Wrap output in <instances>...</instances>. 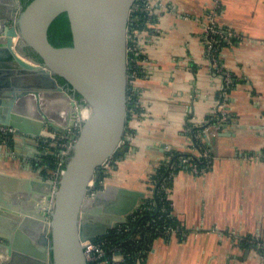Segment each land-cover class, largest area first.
<instances>
[{
	"label": "crops",
	"instance_id": "crops-1",
	"mask_svg": "<svg viewBox=\"0 0 264 264\" xmlns=\"http://www.w3.org/2000/svg\"><path fill=\"white\" fill-rule=\"evenodd\" d=\"M209 2L154 0V18L147 25L150 37L143 42L144 76L138 81L143 113L127 118L128 149L108 171L105 185L148 193V174L166 150L199 156L196 148L188 147L187 124L198 126L213 113L222 85L202 40ZM216 20L240 34L218 52L221 66L235 77L226 102L229 116L209 140L208 169L195 174L180 168L167 189L183 238L154 237L145 264H264V252L253 240H264V156L248 157L264 152V0H221ZM7 138L0 137V173L18 178L16 187L26 186L24 179H49V167L36 164L42 155L37 136ZM30 190L42 194L40 199L30 203L32 195L23 198L17 192L9 202L24 210L45 209L47 186ZM23 214L18 211L17 223ZM16 230L20 248L26 243L36 249V239L19 227ZM5 242L0 239V245ZM8 258L0 251V264ZM26 259L19 257L16 264Z\"/></svg>",
	"mask_w": 264,
	"mask_h": 264
},
{
	"label": "water",
	"instance_id": "water-1",
	"mask_svg": "<svg viewBox=\"0 0 264 264\" xmlns=\"http://www.w3.org/2000/svg\"><path fill=\"white\" fill-rule=\"evenodd\" d=\"M133 1L30 0L23 6L22 0H0V127L35 136L45 127L64 133L74 103L82 100L79 106L87 109L54 186L50 178H32L16 187L18 178L0 173V182H5L0 186V239L6 241L0 251L9 257L3 264H16L19 257H29L22 264H88L82 241L123 220L144 195L111 184L87 195L97 167L128 149L119 144L127 120V21ZM63 11L72 41L55 46L47 30ZM44 184L49 198L45 209L24 210L12 203L17 192L23 198L32 195L30 203L36 202L42 194L30 188ZM20 210L24 214L17 223ZM16 227L38 241L36 249L26 243L19 247Z\"/></svg>",
	"mask_w": 264,
	"mask_h": 264
},
{
	"label": "built area",
	"instance_id": "built-area-1",
	"mask_svg": "<svg viewBox=\"0 0 264 264\" xmlns=\"http://www.w3.org/2000/svg\"><path fill=\"white\" fill-rule=\"evenodd\" d=\"M158 4V2H157ZM154 7V0H134L130 10L127 21V118L132 114L139 115L143 113L142 104L140 102V88L138 81L144 76V63L147 60L145 55V48L143 42L146 38L150 37L151 29L148 28L152 18ZM221 0H210L207 5V11L203 14V32L202 40L205 44L206 55L210 60V66L212 72L220 74L222 78V85L216 95L215 107L213 113H210L202 123L198 126L196 133L194 134L199 140V143L204 146V149L199 153V156H203L207 159V166L210 165V138L215 131L219 130L229 116L228 109L226 108V102L230 86L234 84V76L227 69L223 68L218 58V52L220 48L225 45L233 44L232 37L239 38L238 34L230 26L222 25L216 20V15L220 11ZM145 17V25L140 28L136 27L135 18L139 14ZM144 35V36H143ZM143 36V37H142ZM145 37V38H144ZM225 42V44L222 43ZM80 102L76 103L79 105ZM81 106V105H80ZM83 114L73 113V118L70 125L67 127L66 132H58L49 127H45L40 135L37 136L38 140L42 143L43 156H49L53 162L51 167V174L49 176L53 181V186L59 179L64 170V166L68 160V157L75 144L78 132L82 125L81 117L85 116L87 109L84 106ZM218 113V114H217ZM190 130V129H189ZM19 133L15 131L13 127L4 128L0 127V137L13 138L18 136ZM131 136V131L125 126V131L119 148H123ZM7 138V139H8ZM188 147L195 149L193 138L191 134L188 137ZM51 144L52 149H44L43 145ZM197 156V157H199ZM255 156H264V152L258 154H248V157L254 158ZM43 158L40 156L39 160ZM166 160V158H165ZM116 159L111 155L105 163L97 167L96 170L101 169L103 173L108 171L114 166ZM181 162L188 166V170L198 174L206 170V167H198L197 164L190 156L181 157ZM95 170V171H96ZM95 172L92 179L88 183L87 195L92 196L96 190L101 189L104 184V178L99 179L98 183L101 187L95 185L94 180ZM167 192V187H163ZM149 192H151L149 190ZM148 192V193H149ZM148 193H144L135 203L134 207L124 215L123 220L117 221L111 224L106 229L104 234L95 235L91 238L82 241L83 252L88 261V264H124L125 256L132 254L135 257V264H141L146 258V252L151 245L150 237H161L164 235H173L182 233L183 228L181 224H174L171 220L165 221L163 211L165 206H158L160 213L150 221V224H137L135 223V217L138 212L147 208L152 209L157 205L155 199L143 200L147 197ZM150 196V194H148ZM168 198V196H167ZM157 208V207H156ZM167 216H172L170 212L166 213ZM158 221V222H157ZM161 234H159V233ZM119 237L120 240L113 241L112 238ZM126 243L123 244L122 241ZM257 246L264 252V240L253 239ZM133 249V252L130 251ZM140 251H144L145 255H141Z\"/></svg>",
	"mask_w": 264,
	"mask_h": 264
},
{
	"label": "trees",
	"instance_id": "trees-1",
	"mask_svg": "<svg viewBox=\"0 0 264 264\" xmlns=\"http://www.w3.org/2000/svg\"><path fill=\"white\" fill-rule=\"evenodd\" d=\"M29 1L30 0H22L23 6H25ZM135 24H136L137 28H140L142 25H145V17L142 15V13L139 14L137 16V18H135ZM47 35H48L49 41L55 46H63V45H70L71 44L72 36H71L70 28H69V20H68V17H67V14L65 11L60 12L51 21V23L48 26ZM238 39L239 38L232 37L233 43L236 42ZM222 43L225 44L224 41H222ZM27 53L33 55L36 58H39V56L36 53H34L33 51H27ZM58 79L60 82L65 83L64 78L58 76ZM230 88H231V86H230ZM76 96L78 98L80 97V95L78 93H76ZM187 125L190 126L191 131L189 132V134H191V136L193 138L195 148L199 152H201L204 149V146L202 144H200L198 141L199 139L194 136V134L196 133L199 126H192L189 123ZM121 156H122V154H119L117 152H115L113 155L114 159H118ZM183 156H190L194 160V162L197 164V166L200 168L206 167V169H208V167H209V166H207V163H206L207 159L204 158L203 156L197 157L188 151L177 150V149L166 150L164 159H162L159 162V164H157L154 167V169L151 172H149V174H148L146 181L149 184L148 189L151 192L148 193V194H150V196L147 194V197L143 198V200L144 199L145 200L155 199L157 202V205L155 207H153L152 209L147 208L145 210H142L141 212H138L137 216L135 217V221H134L135 223H137V224H144V223L150 224V221H152V219H155V217L160 213V209L158 208V206L164 205L165 210L163 211L162 215L164 217H166L165 221L167 222V221L171 220L174 224L178 223L180 225L179 220L177 219V217L174 215V213L172 211L170 200L167 198V192L163 187L168 188L171 185L172 176L174 175V173L178 169H180V168L188 169V166L181 162V157H183ZM165 158H166V160H165ZM42 163H43V166H41V167H44L46 165H47L46 167L53 166V162L49 156H45V160ZM114 165H115V163H114ZM44 172H45V170H44ZM106 176H107V173H103L101 171V169L96 170L95 176H94L95 185L97 187H101V185L98 183V180L103 179ZM168 212H170L172 214V216H170V217L167 216L166 213H168ZM159 234H161V233H159ZM161 235H163L161 237H166V238L169 237V235H164V234H161ZM176 235H178L180 238H183V233H177ZM151 238L153 239V237H150L149 239L151 240ZM112 240L116 241V240H120V238L116 236V237L112 238ZM122 243L125 244L126 240L122 241ZM130 251L133 252V249L130 248ZM143 252L144 251H140V254L145 255V253H143ZM124 260H125L124 264H135V257L132 254L125 256ZM141 264H144V262Z\"/></svg>",
	"mask_w": 264,
	"mask_h": 264
},
{
	"label": "rangeland",
	"instance_id": "rangeland-1",
	"mask_svg": "<svg viewBox=\"0 0 264 264\" xmlns=\"http://www.w3.org/2000/svg\"><path fill=\"white\" fill-rule=\"evenodd\" d=\"M79 102H83L82 100H79ZM85 107H86V105H85ZM43 147H44V149H52V146H51V144L49 143V144H44L43 145ZM41 154V153H40ZM114 155V154H113ZM43 159H42V161H40V160H38V161H36V164H38V165H40L44 160H45V157L43 156V154L42 155H40ZM51 159V158H50ZM51 167L52 166H50L49 167V173L47 174V176L49 177L50 176V174H51ZM46 174V173H45Z\"/></svg>",
	"mask_w": 264,
	"mask_h": 264
},
{
	"label": "bare ground",
	"instance_id": "bare-ground-1",
	"mask_svg": "<svg viewBox=\"0 0 264 264\" xmlns=\"http://www.w3.org/2000/svg\"><path fill=\"white\" fill-rule=\"evenodd\" d=\"M14 39H15V37H14ZM72 109H73L72 111L75 112V114H80V113L83 114L84 113V108L77 105L76 103H74V106H72ZM71 118H73V115ZM43 205H46L45 201H43Z\"/></svg>",
	"mask_w": 264,
	"mask_h": 264
}]
</instances>
